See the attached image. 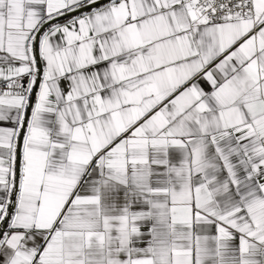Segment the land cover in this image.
Masks as SVG:
<instances>
[{"label": "snow or ice", "instance_id": "1", "mask_svg": "<svg viewBox=\"0 0 264 264\" xmlns=\"http://www.w3.org/2000/svg\"><path fill=\"white\" fill-rule=\"evenodd\" d=\"M0 264H264V0H0Z\"/></svg>", "mask_w": 264, "mask_h": 264}]
</instances>
